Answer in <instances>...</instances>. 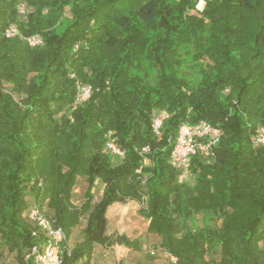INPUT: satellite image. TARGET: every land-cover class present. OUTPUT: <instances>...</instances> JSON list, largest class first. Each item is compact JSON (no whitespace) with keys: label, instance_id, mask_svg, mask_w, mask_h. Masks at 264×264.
Segmentation results:
<instances>
[{"label":"trees","instance_id":"obj_1","mask_svg":"<svg viewBox=\"0 0 264 264\" xmlns=\"http://www.w3.org/2000/svg\"><path fill=\"white\" fill-rule=\"evenodd\" d=\"M203 1L195 14L191 0H0V248L17 264H33L24 254L41 238L33 206L65 234L61 264H87L94 245L139 249L106 230L107 208L131 200L175 264H264V145L251 143L264 127V0ZM9 25L20 35L5 37ZM201 33L193 87L175 47ZM34 35L41 44H28ZM80 85L90 87L84 101ZM200 120L221 135L211 161L192 157L179 182L174 138ZM109 131L123 157L105 148ZM77 178L86 187L75 204ZM95 180L104 187L93 202Z\"/></svg>","mask_w":264,"mask_h":264},{"label":"built area","instance_id":"obj_2","mask_svg":"<svg viewBox=\"0 0 264 264\" xmlns=\"http://www.w3.org/2000/svg\"><path fill=\"white\" fill-rule=\"evenodd\" d=\"M4 35L7 38H12L20 34L16 25H9L5 28ZM26 41L31 46L42 42L37 35L26 38ZM89 95V86H78L77 101H84ZM166 117L164 112L152 117L151 128L155 136L161 135L162 121ZM220 135L221 129L218 126L204 120L193 124L182 123L179 125L169 155V164L178 171L177 179L179 182L188 179L192 157L199 155L206 158L213 155V148L216 146ZM251 143L253 147L264 145V127L256 129L251 138ZM105 148L117 157L124 156V150L116 144V139L110 131L106 134ZM148 150V146L142 148V152ZM27 219L35 225L32 236L36 237L40 234L41 238L24 254V260L31 261L33 264H61L62 245L66 240L63 230L60 227H55L52 221L36 206L29 209ZM172 259L175 261L174 258Z\"/></svg>","mask_w":264,"mask_h":264},{"label":"rangeland","instance_id":"obj_3","mask_svg":"<svg viewBox=\"0 0 264 264\" xmlns=\"http://www.w3.org/2000/svg\"><path fill=\"white\" fill-rule=\"evenodd\" d=\"M193 1L197 2L196 9H190V11L191 13L199 14L201 12L200 9L203 8L204 1L203 0H191V2ZM29 10L30 8H28L26 5L20 4L18 7V11H19V14L22 20L21 21L17 20L16 22L19 24L26 23L25 14ZM204 21L206 24L207 21L209 20L204 19ZM199 36H202V38L191 37V40L189 43L181 44L175 47V57L179 58V71H183L187 83L193 87H195V85L199 82L200 77H201L200 70L203 68V65H204V59L200 58L201 56L199 54L195 40L199 41L200 44H202L203 37L205 36V34L201 33L199 34ZM145 70L148 73H151L150 69L146 68ZM211 158L212 157H206L205 159H208L206 161H209ZM191 182H192V178L190 177L188 183H191ZM102 186L104 187V184L101 181L95 180L94 187L91 190L92 195H93V202L97 201L99 194H100V189ZM85 187H86V183L84 182V180L82 178H77L76 184L74 186V192L72 195V199L73 201H75V203H80L83 201V194L85 191ZM140 208H141L140 204L138 205V207L136 206V208L131 207L130 208L131 214L127 215V218L129 219V222H130L128 227L134 226L133 228H135L134 230L138 235L137 239L140 242L139 243L140 248L135 249V250L141 253L140 255H142V259H144L147 263L151 264L152 262L155 261V262H160V264H175V261H173V259H170L171 256L168 255L165 251H163L159 247V240H160L159 237L154 234L147 233V230L145 229V224L147 220L142 219L144 216L140 213ZM134 216L135 218H139L142 222L138 223V220L136 219L135 221L131 220V218ZM199 219L196 220V223H195L196 226H201V221ZM219 222L220 220L217 219V224H219ZM192 227H194V224L192 225ZM135 250L133 249L132 251L135 254V256L139 255L138 253H136ZM127 260L128 259H126V261ZM133 261H136V259Z\"/></svg>","mask_w":264,"mask_h":264},{"label":"crops","instance_id":"obj_4","mask_svg":"<svg viewBox=\"0 0 264 264\" xmlns=\"http://www.w3.org/2000/svg\"><path fill=\"white\" fill-rule=\"evenodd\" d=\"M103 186L100 189L99 197L102 194ZM74 192V190H73ZM98 197V199H99ZM97 199V200H98ZM75 203V201H74ZM77 204V203H75ZM138 203L136 201H127L124 203H114L110 205L106 210V230L107 234H124L130 239L138 238L137 233L135 232V228L128 227L129 219L127 215L131 214V207H138ZM138 220L142 222L139 218L132 217L131 220ZM142 219H146L143 217ZM147 220V219H146ZM148 220L145 224V229L147 228ZM82 228L83 224L81 223L78 227L73 228L71 230V234L67 240V245L69 247H73L77 242L82 239ZM124 245H118L117 243H111L110 245H94L92 249V253L88 259L87 264H150L147 263L144 259H142L141 253L136 251L139 255L135 256L132 252L133 249L128 248ZM125 251V252H124ZM136 257V258H135ZM126 259H128L126 261ZM136 261H133L135 260ZM170 259H172L170 257ZM0 264H17L15 259L8 255L4 248H0ZM151 264H160V262H152Z\"/></svg>","mask_w":264,"mask_h":264}]
</instances>
